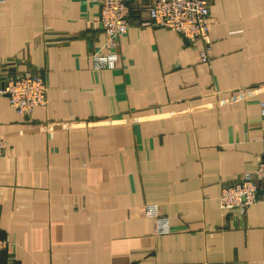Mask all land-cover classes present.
<instances>
[{"label": "crops", "instance_id": "obj_1", "mask_svg": "<svg viewBox=\"0 0 264 264\" xmlns=\"http://www.w3.org/2000/svg\"><path fill=\"white\" fill-rule=\"evenodd\" d=\"M153 1L128 0L113 48L100 0L0 3V85L49 84L29 115L0 94V264H264V202L220 204L264 159V0L211 1L207 62L146 23Z\"/></svg>", "mask_w": 264, "mask_h": 264}, {"label": "built area", "instance_id": "obj_2", "mask_svg": "<svg viewBox=\"0 0 264 264\" xmlns=\"http://www.w3.org/2000/svg\"><path fill=\"white\" fill-rule=\"evenodd\" d=\"M5 0H0V3ZM212 0H154L148 7L147 24L161 26L178 32L183 38L203 42L200 51L204 62L209 60L211 50L209 34L211 30L210 4ZM101 11L99 21L108 36V46L118 44L120 36L127 33L130 25V7L128 0H100ZM93 68H115L118 54L94 53ZM0 94L6 95L12 106L25 115L31 114L37 106H46L49 88L47 78L40 73H24L3 78ZM261 115L264 118V101L261 102ZM6 141L0 137V158L4 155ZM264 202V159L253 171H247L234 182H224L221 187L220 204L223 209L246 208L256 202ZM146 212L158 216V208L154 204L146 206ZM160 232L169 230L168 222L159 219ZM9 241L0 236V252L7 250Z\"/></svg>", "mask_w": 264, "mask_h": 264}]
</instances>
